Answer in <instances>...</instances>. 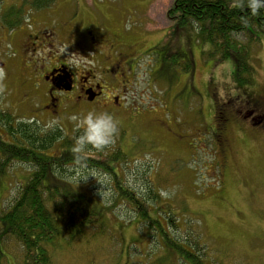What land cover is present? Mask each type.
I'll list each match as a JSON object with an SVG mask.
<instances>
[{"label":"rangeland","instance_id":"rangeland-1","mask_svg":"<svg viewBox=\"0 0 264 264\" xmlns=\"http://www.w3.org/2000/svg\"><path fill=\"white\" fill-rule=\"evenodd\" d=\"M226 1L234 5V0ZM173 2L55 0L43 14L27 12V7L20 24L26 30L13 38L8 34L15 27H5L2 16L22 0H2L0 68L5 62L9 71L3 67L0 109L18 119L34 118L43 127L59 125L70 137L79 130L74 117L88 111L111 113L119 122L111 144L126 160L123 165L114 163V172L149 207L160 230L206 264H264V128L254 126L255 134L249 133L247 123L240 128L238 121L248 97L264 94V35L251 45L243 39L250 45L252 72L239 83L233 59L216 60L208 53L210 46L197 41L194 29L174 27L168 18ZM51 20L65 29V38L77 31L81 40L92 38L87 30L97 37L101 31L118 28L120 44L116 45L132 58L134 66L127 73L128 90L121 91L112 81L106 85L108 99L101 105L69 106L58 120L44 115L46 87L39 76L33 77L21 46L27 32ZM176 51L190 57L191 70L170 64ZM101 63L107 67L105 59ZM177 63L181 64L180 58ZM221 118L230 120L223 123ZM0 137L9 140L1 127ZM61 152L55 146L48 154ZM73 171L69 177L74 190L91 194L103 204L106 232L98 234L96 227L72 241L61 237L58 246L49 249L52 264H193L160 233L147 229L129 204L121 202L114 175L86 167ZM31 173V166L13 162L8 173L0 176V213L11 206ZM160 190L167 195L161 196ZM23 261V247L0 235V264Z\"/></svg>","mask_w":264,"mask_h":264},{"label":"trees","instance_id":"trees-1","mask_svg":"<svg viewBox=\"0 0 264 264\" xmlns=\"http://www.w3.org/2000/svg\"><path fill=\"white\" fill-rule=\"evenodd\" d=\"M54 1L22 0L21 5L10 6L3 13L2 23L10 29L17 27L24 22L23 14L27 7L30 8L27 12H37L50 8ZM168 18L174 22V27L194 29L197 41L210 46L208 53L211 57L216 60L233 59L234 78L239 83L247 81L244 75L252 72L248 67L251 41H258L264 35V9L252 15L247 8V0H244L243 8L226 0H174ZM244 38L250 45L243 42ZM173 55L175 59L170 61L171 65H181L185 72L191 70L192 62L185 52L176 51ZM179 58L181 64L177 63ZM0 127L9 137L8 141L0 137V176L8 173L13 162L32 167V173L21 184L11 206L0 213V235L13 238L23 247L24 264H52L49 249L56 248L61 237L72 241L88 228L96 227L98 234L106 232L101 219L103 204L91 194L75 191L70 181L73 168L85 167L114 175L121 202L138 212L147 229L160 233L173 250L186 256L193 264H206L194 252L172 240L163 229L160 230L156 225L159 220L150 214L149 207L117 179L113 165L126 164V160L122 151L112 144L103 150L88 146L84 155L78 156L72 148L80 130L70 137L59 125L43 127L34 118L18 119L2 109ZM55 146H59L62 152L48 154ZM153 194L155 199H159V192Z\"/></svg>","mask_w":264,"mask_h":264},{"label":"flooded vegetation","instance_id":"flooded-vegetation-1","mask_svg":"<svg viewBox=\"0 0 264 264\" xmlns=\"http://www.w3.org/2000/svg\"><path fill=\"white\" fill-rule=\"evenodd\" d=\"M46 11L36 13L43 14ZM22 29L26 30L21 25L17 26L9 31L8 36L14 38V34L23 31ZM118 33V28L114 27L109 33L99 32L97 37L93 36L94 31L87 30L86 35L90 34L92 38L84 37L81 40L77 31L65 38V29H60L52 20L49 25L40 26L33 33H26L21 46L23 54L27 56V64H30L33 77L39 76L40 83L46 87L44 115L58 120L69 106L73 108L82 105H101L108 99L106 85L112 81L118 83L121 91L128 90L130 85L127 73L129 69L134 70L133 60L119 50L122 49L121 46L116 45L120 44ZM62 48L66 50L65 54L61 51ZM71 53H76L80 61L79 69L66 64L67 56ZM104 59L107 67L101 66V60ZM4 66L8 72L6 63L2 62L1 68ZM68 85L69 90L66 89ZM235 105L239 107L236 102ZM245 105L246 109L242 111L238 120L241 124L239 127L244 128V124L247 123L245 131L255 134L254 126L260 130L264 128V94L254 97L250 95ZM220 120L226 123L230 118L227 121L225 118ZM223 144L226 146L223 155L227 159L229 144L226 140Z\"/></svg>","mask_w":264,"mask_h":264},{"label":"clouds","instance_id":"clouds-1","mask_svg":"<svg viewBox=\"0 0 264 264\" xmlns=\"http://www.w3.org/2000/svg\"><path fill=\"white\" fill-rule=\"evenodd\" d=\"M234 6L238 8L244 7V0H234ZM247 8L252 15H256L259 10L264 9V0H247ZM66 52L65 49H61ZM67 65L79 69L80 61L77 59L76 53L67 56ZM5 71L0 68V82L5 78ZM2 87V83H0ZM76 119V128L80 130V134L76 136L72 151L78 156H83L88 146H92L97 150H103L106 146L113 143L118 133L119 122L109 112L88 111L80 118ZM47 126V125H46ZM161 196H166L164 190H160Z\"/></svg>","mask_w":264,"mask_h":264},{"label":"water","instance_id":"water-1","mask_svg":"<svg viewBox=\"0 0 264 264\" xmlns=\"http://www.w3.org/2000/svg\"><path fill=\"white\" fill-rule=\"evenodd\" d=\"M66 89L69 90L70 89V86L68 85V87Z\"/></svg>","mask_w":264,"mask_h":264}]
</instances>
